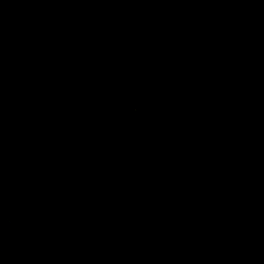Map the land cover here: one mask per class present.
Segmentation results:
<instances>
[{
  "label": "water",
  "instance_id": "1",
  "mask_svg": "<svg viewBox=\"0 0 264 264\" xmlns=\"http://www.w3.org/2000/svg\"><path fill=\"white\" fill-rule=\"evenodd\" d=\"M0 264H264V0H0Z\"/></svg>",
  "mask_w": 264,
  "mask_h": 264
}]
</instances>
